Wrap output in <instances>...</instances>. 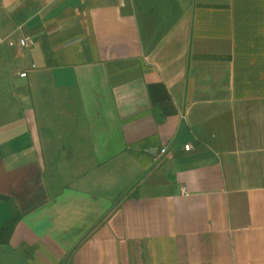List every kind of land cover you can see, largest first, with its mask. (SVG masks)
<instances>
[{
  "label": "crops",
  "instance_id": "1",
  "mask_svg": "<svg viewBox=\"0 0 264 264\" xmlns=\"http://www.w3.org/2000/svg\"><path fill=\"white\" fill-rule=\"evenodd\" d=\"M0 36V264H264V0H0Z\"/></svg>",
  "mask_w": 264,
  "mask_h": 264
},
{
  "label": "built area",
  "instance_id": "2",
  "mask_svg": "<svg viewBox=\"0 0 264 264\" xmlns=\"http://www.w3.org/2000/svg\"><path fill=\"white\" fill-rule=\"evenodd\" d=\"M3 41V38L0 36V43ZM33 38L28 36V35H25V36H19L17 38V43L21 46V47H29L32 43H33ZM7 43L9 45H14L15 41L13 39H7ZM19 75L20 76H25L26 75V72L25 71H22V72H19ZM190 144H184V149L186 150H189L190 149ZM163 155H170V152L169 150L167 149L166 146H163L161 147L159 150H157V156H163Z\"/></svg>",
  "mask_w": 264,
  "mask_h": 264
},
{
  "label": "trees",
  "instance_id": "3",
  "mask_svg": "<svg viewBox=\"0 0 264 264\" xmlns=\"http://www.w3.org/2000/svg\"><path fill=\"white\" fill-rule=\"evenodd\" d=\"M17 218L18 216L15 214L3 224L0 230V243H4L8 240Z\"/></svg>",
  "mask_w": 264,
  "mask_h": 264
},
{
  "label": "rangeland",
  "instance_id": "4",
  "mask_svg": "<svg viewBox=\"0 0 264 264\" xmlns=\"http://www.w3.org/2000/svg\"><path fill=\"white\" fill-rule=\"evenodd\" d=\"M14 263H17V261L14 259H11L9 264H14ZM19 264H30V263L28 261V258L25 256L21 259V262H19Z\"/></svg>",
  "mask_w": 264,
  "mask_h": 264
}]
</instances>
